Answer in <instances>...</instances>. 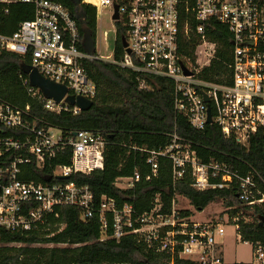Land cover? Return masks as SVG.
Instances as JSON below:
<instances>
[{"label": "built area", "instance_id": "built-area-1", "mask_svg": "<svg viewBox=\"0 0 264 264\" xmlns=\"http://www.w3.org/2000/svg\"><path fill=\"white\" fill-rule=\"evenodd\" d=\"M83 2L95 9L96 30L97 15L106 8H110L115 33L116 22L125 28L126 47L119 59L114 53L113 59H106L80 50L77 21L61 3L0 0L3 11L15 3L29 4L34 9L32 19L21 22L10 35L0 34V50L29 59V65L40 75L66 87L65 96L56 102L44 97L26 79L28 93L36 97L43 109L56 114L81 112L76 105L67 104L65 97L81 96L93 101L96 86L84 64L87 60H100L137 73L139 80L142 75L170 79L174 87V112L184 116L196 130L214 123L224 136L245 146L252 133L264 128V7L259 0ZM114 5H117L116 20L113 19ZM213 22L226 27L231 35L229 85L198 76L215 56L216 45L206 37ZM182 31L185 34L192 31L198 38L192 56L181 52ZM184 68L189 74L184 73ZM143 83L140 80L139 85ZM208 107L211 123H207ZM184 141L173 131L164 148L140 149L149 169L147 180L156 175L159 159L164 157L170 161L174 183L188 175L192 187L198 190L231 188L235 184L239 201L249 205L264 201L263 196L254 199L256 187L251 175L241 176L224 162L202 161ZM104 147L105 138L100 132L65 131L40 120L28 106L20 108L0 100V245H3V232L31 231L55 208L71 206L81 212L82 219L95 215L103 236L119 239L125 234H137L148 245L171 256L200 264H227L219 252L217 238L224 235L226 225L231 224L238 231L237 215L230 217L225 212L207 222H197L182 213L187 209L178 205L177 195L168 212L162 211L157 195L152 207L140 213L132 202L120 205L107 195L97 201L87 186L70 179L73 174L101 171ZM67 149H70L68 165L58 164L52 173L40 174V181L22 177L28 174L22 171V166L32 162L42 168L57 156H64ZM140 179L141 174L135 168L131 176L118 177L114 185L130 190ZM248 243L253 251L250 264H264V243Z\"/></svg>", "mask_w": 264, "mask_h": 264}, {"label": "trees", "instance_id": "trees-1", "mask_svg": "<svg viewBox=\"0 0 264 264\" xmlns=\"http://www.w3.org/2000/svg\"><path fill=\"white\" fill-rule=\"evenodd\" d=\"M64 5L77 21L80 35L78 48L95 54V9L84 0H51ZM264 7V0H259ZM34 9L25 3L10 4L6 11L0 9V34L10 35L19 24L30 20ZM117 32L114 57L123 53L121 36L125 28L116 22ZM206 37L215 43V56L198 74L200 78L229 85L231 83L232 43L231 35L223 25L213 22ZM198 38L189 31L180 34V49L192 56ZM29 59L0 50V100L20 108L27 107L40 120L65 131L100 132L105 138L103 169L91 174L77 173L70 176L79 185L87 186L99 200L102 195L113 198L118 204L132 202L138 212L149 210L155 196L162 202V211L168 212L175 195L186 199L198 211L213 201H221L230 217L238 216L239 236L243 242L264 243V201L246 204L239 201L237 187L198 190L192 187L190 176L173 182L170 161L159 159L156 175L146 179L148 166L140 149L149 151L164 148L170 134L175 131L190 144L204 162L217 160L228 165L241 176L251 175L255 181L254 199L264 197V128L252 133L247 145L224 136L214 124L204 129L192 128L186 118L176 114L173 108V82L164 77L139 76L117 64L100 60H87L84 67L96 86L93 106L76 115L69 112L52 113L42 108L24 84L27 75L20 70ZM144 153V152H143ZM70 149L64 156L56 157L42 168L35 163L22 166L28 172L23 178L42 180L40 174L52 173L58 164L68 165ZM135 168L141 179L130 189L115 186L121 176H131ZM191 216L189 210L182 211ZM247 218V219H246ZM0 245V264H200L188 258L178 257L148 245L143 237L125 234L119 239L103 236L98 218L82 219L81 212L71 206L57 207L45 220L31 231L3 232ZM250 264V263H230Z\"/></svg>", "mask_w": 264, "mask_h": 264}, {"label": "rangeland", "instance_id": "rangeland-1", "mask_svg": "<svg viewBox=\"0 0 264 264\" xmlns=\"http://www.w3.org/2000/svg\"><path fill=\"white\" fill-rule=\"evenodd\" d=\"M110 8L104 9L97 15V30L94 42V51L102 58L113 59L115 45V26L111 21ZM178 205L191 211V218L197 222H207L217 215H222L225 206L221 201H213L208 204L202 211L195 210L188 201L178 198ZM247 219V218H246ZM226 231L223 236L217 238V243L223 252L224 261L227 264L234 262L251 263L252 247L248 242L240 239L239 232L233 225H226Z\"/></svg>", "mask_w": 264, "mask_h": 264}, {"label": "water", "instance_id": "water-1", "mask_svg": "<svg viewBox=\"0 0 264 264\" xmlns=\"http://www.w3.org/2000/svg\"><path fill=\"white\" fill-rule=\"evenodd\" d=\"M117 15V5H114L113 19L116 20ZM122 47H126L125 37L121 36ZM92 54V52H91ZM20 70L23 74L27 75L28 84L31 87L38 88L39 91L46 98H52L56 102L60 101L66 94V87L64 85L55 83L49 79L44 78L40 75L35 68L29 64H21ZM184 73L189 74V72L184 68ZM204 100L207 102V98L203 95ZM65 102L69 105H76L81 109V111H88L93 106V101L87 100L81 96L67 95L65 97ZM207 123H211L210 109H207ZM46 181L49 177L45 178ZM259 224H264V216L259 217Z\"/></svg>", "mask_w": 264, "mask_h": 264}, {"label": "crops", "instance_id": "crops-1", "mask_svg": "<svg viewBox=\"0 0 264 264\" xmlns=\"http://www.w3.org/2000/svg\"><path fill=\"white\" fill-rule=\"evenodd\" d=\"M219 252L221 253V255H222V257H223V252H222V249H221L220 245H219ZM223 259H224V258H223Z\"/></svg>", "mask_w": 264, "mask_h": 264}]
</instances>
